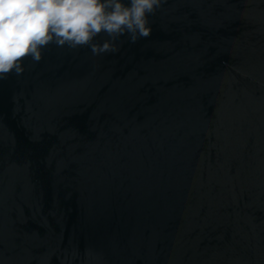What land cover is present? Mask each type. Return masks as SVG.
I'll list each match as a JSON object with an SVG mask.
<instances>
[{"label": "water", "instance_id": "1", "mask_svg": "<svg viewBox=\"0 0 264 264\" xmlns=\"http://www.w3.org/2000/svg\"><path fill=\"white\" fill-rule=\"evenodd\" d=\"M147 19L0 78V264H264V0Z\"/></svg>", "mask_w": 264, "mask_h": 264}, {"label": "clouds", "instance_id": "2", "mask_svg": "<svg viewBox=\"0 0 264 264\" xmlns=\"http://www.w3.org/2000/svg\"><path fill=\"white\" fill-rule=\"evenodd\" d=\"M159 5L160 0H0V78L22 74L26 56L39 62L50 42L87 46L96 56L115 53L121 37L134 44L150 35L147 16ZM101 33L108 38L94 42Z\"/></svg>", "mask_w": 264, "mask_h": 264}]
</instances>
